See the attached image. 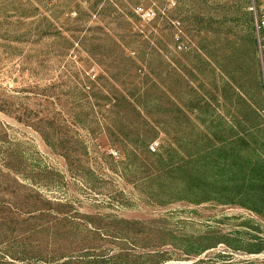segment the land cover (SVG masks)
<instances>
[{
  "label": "rangeland",
  "instance_id": "1",
  "mask_svg": "<svg viewBox=\"0 0 264 264\" xmlns=\"http://www.w3.org/2000/svg\"><path fill=\"white\" fill-rule=\"evenodd\" d=\"M260 17L264 0H0V264H45L13 252L59 211L140 229L131 250L95 232L67 264H264ZM120 134L173 154L178 199L157 205L124 175ZM33 198L50 212L25 227L10 206Z\"/></svg>",
  "mask_w": 264,
  "mask_h": 264
},
{
  "label": "trees",
  "instance_id": "2",
  "mask_svg": "<svg viewBox=\"0 0 264 264\" xmlns=\"http://www.w3.org/2000/svg\"><path fill=\"white\" fill-rule=\"evenodd\" d=\"M149 86H142L143 90L147 89ZM124 101L127 102L134 110L137 107L142 108L143 104L141 102H136L132 100L131 94H121L119 95ZM114 102L118 98L112 97ZM115 106V103H114ZM150 107H154L153 105ZM155 111V110H154ZM150 113V112H147ZM149 119L150 116L146 114ZM151 119V118H150ZM152 123H156L155 120L151 119ZM148 133V132H147ZM121 140L117 138L124 145L129 147L128 160L130 162L129 167H125L126 173L124 175H130L134 173L135 183L138 187H143L144 194L148 199L157 205H163L172 200L178 199L179 197L170 191L173 185L172 172L174 170V156L171 153H163L159 150V144L156 147L149 148V145L154 141V136L145 134L141 137L127 138L121 135ZM157 141V140H156ZM85 185L88 189L94 191L96 186L93 180H86ZM113 199V198H111ZM36 203H40L39 200L33 198L28 202L26 200L19 201L17 204L10 206V208L17 214H26L25 219H20L24 226L27 227L28 220L40 219L44 216L49 215V208H37ZM66 203H59V206H65ZM52 211V210H51ZM35 213H39L34 217ZM63 216L58 219L57 222L52 221L45 222L42 224H37V226L28 227L29 236L33 244L29 245L28 249H21L18 252H13L18 256L24 257L26 260L30 257H35L37 259H45L47 261L45 264H67L68 260L77 259L84 254L81 253V248H77L76 243H80L86 240V237L93 236L95 232H100L103 238H112L113 240L125 241L129 246L127 250H131L136 246L134 238L132 236L133 232H139L140 229L136 228L138 225L134 221H120V223L113 224L111 227H103L92 225L89 228L79 227V224L75 221L82 220L81 217L77 215L67 214V211H59ZM59 221H62L64 225H59ZM32 225V224H31ZM61 227V228H59ZM94 231V232H92ZM42 235L49 236L48 238H42ZM73 244V247L71 245ZM80 251V252H78ZM87 251V250H85ZM84 251V252H85ZM129 252V251H126ZM126 254V253H125ZM83 258V257H80ZM98 264H134L133 260H128L124 254L116 253L108 255L106 253H96L92 257ZM23 261V260H22ZM149 264V263H145Z\"/></svg>",
  "mask_w": 264,
  "mask_h": 264
},
{
  "label": "built area",
  "instance_id": "3",
  "mask_svg": "<svg viewBox=\"0 0 264 264\" xmlns=\"http://www.w3.org/2000/svg\"><path fill=\"white\" fill-rule=\"evenodd\" d=\"M255 31L259 40V45L264 49V17L255 20Z\"/></svg>",
  "mask_w": 264,
  "mask_h": 264
}]
</instances>
